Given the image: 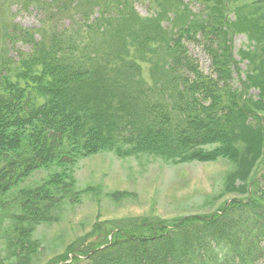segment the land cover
I'll use <instances>...</instances> for the list:
<instances>
[{"label":"rangeland","instance_id":"rangeland-1","mask_svg":"<svg viewBox=\"0 0 264 264\" xmlns=\"http://www.w3.org/2000/svg\"><path fill=\"white\" fill-rule=\"evenodd\" d=\"M258 4L0 0V89L15 78L19 54L27 61L65 67L89 55L91 65L100 66L88 72L91 80L74 82L76 94L85 92L84 101L71 104L74 115L66 119L59 113L58 119L78 123L83 128L77 127L79 140L88 149L69 148L72 137L52 143L49 135L39 139L32 134L40 114L18 132L19 138L11 137L9 148H2L8 154L0 160L8 163L52 161L35 166L0 193V264H89L86 252L100 242L104 224L139 230L155 220L171 224L217 213L254 189L264 165V19ZM180 27L191 37L186 52L205 73L211 72V63L203 44L210 36L204 38L200 30L210 28V41L227 69L224 85L217 87L222 113L204 110L213 116L208 129L214 137L205 143L184 144L176 135L207 113L198 111L199 94L185 86L181 90V79L173 80L169 68L175 54L170 38ZM70 44L74 55L66 50ZM148 95L159 108L146 117L137 115ZM42 103L32 98L24 110ZM16 108L13 102L10 110ZM95 127L102 131L95 134ZM6 129L0 124V144ZM71 251L77 259L65 260ZM130 254L136 258L140 250Z\"/></svg>","mask_w":264,"mask_h":264},{"label":"trees","instance_id":"trees-1","mask_svg":"<svg viewBox=\"0 0 264 264\" xmlns=\"http://www.w3.org/2000/svg\"><path fill=\"white\" fill-rule=\"evenodd\" d=\"M255 1L259 3L264 19V0ZM209 30L211 29L206 27L200 32L204 38L210 36L203 44L210 56V73L203 72L196 59L186 52L185 44L191 37H188L189 31L182 27L177 29L170 38V43L174 42V47H170L175 50V54L169 68L173 73V80L181 79L177 81L181 90L185 86L190 92L199 94L196 101L201 107L198 111L202 113L210 110L213 115L216 111L221 114L225 107L220 102L222 92L220 93L217 87L221 88L224 85L227 69L216 55L217 48L211 43L213 34L209 35ZM69 39L72 43L73 39ZM69 47L66 50L74 55V46L70 44ZM48 56L49 52L43 58ZM81 59L78 65L65 67L60 64L27 61L26 57L18 55L17 65H14L17 72L16 76L14 75L15 78L11 76L0 89V102L3 101L0 106V124L9 128V131L8 129L5 131L8 139L3 138V143L0 144V155L6 153L4 150L9 148L11 137L15 139V135L18 134L19 138V133H22L20 131L30 119H34V114H40V124H33L32 128L34 131L32 134L36 132L39 139H47L49 135L52 143H59V141L65 143L69 141V137H72L73 144L69 148L81 150L83 146H87L85 147L87 149L90 147L86 143L81 145L79 135L82 131L80 134L78 131L83 128L78 123L69 121L61 124L58 121L59 113L66 119L71 114L74 115V111L71 110L76 107L71 104L78 107L79 100H83L85 92L76 94L74 82L81 80L82 83H86V79L91 80V77L88 78V72H96L98 71L96 68L100 67L97 66L98 64L91 65L89 55ZM7 61L15 63L13 59L8 58ZM112 66L110 65L109 69H114ZM80 87L81 83H79ZM30 95L33 96L32 98L44 101L42 105L48 107L39 113L37 110H40L38 108L42 106L39 105L36 109L30 108V112L26 113L24 107L27 104L31 105L32 98L28 97ZM146 97L148 98H142L141 106L138 104L137 115L144 114L146 117L147 113H154V110L159 108L151 102L149 95ZM13 102L17 108L10 110ZM205 109L207 111H204ZM208 112L204 116L199 115L201 116L199 120L190 122L186 129L176 130L179 142L194 144L214 139L208 129L213 125H208L213 116H209ZM148 120L154 121L149 118ZM86 126L87 124L84 125ZM62 127L66 131L63 134L60 132ZM95 130V134L102 131L96 127ZM3 147H5L4 150H2ZM8 161L10 160H0V193L24 177L35 166L52 160H18L15 163H8ZM58 161L67 162L68 160ZM259 180L258 184H256L257 181L253 182L256 186L248 192L246 197L229 201L217 213L186 216L172 221L171 224L155 220L143 223L142 230L111 227L104 224L98 233L99 236L102 235L100 242L86 252L89 264H199L200 261L202 264H264V165ZM134 249L140 250V256L136 258L131 256L130 252ZM71 253L72 258L77 259L76 252L71 251L65 255V260Z\"/></svg>","mask_w":264,"mask_h":264}]
</instances>
